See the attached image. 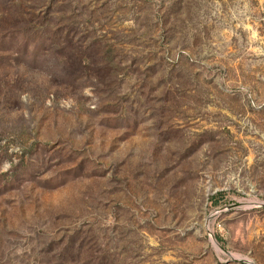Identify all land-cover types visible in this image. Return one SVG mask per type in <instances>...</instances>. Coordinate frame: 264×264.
I'll return each instance as SVG.
<instances>
[{
    "label": "rangeland",
    "instance_id": "1",
    "mask_svg": "<svg viewBox=\"0 0 264 264\" xmlns=\"http://www.w3.org/2000/svg\"><path fill=\"white\" fill-rule=\"evenodd\" d=\"M0 264H264V0H0Z\"/></svg>",
    "mask_w": 264,
    "mask_h": 264
}]
</instances>
